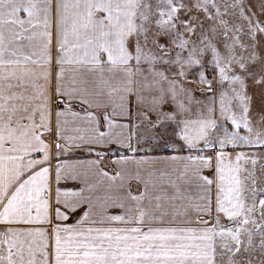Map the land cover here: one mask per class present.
Here are the masks:
<instances>
[{
	"label": "snow or ice",
	"instance_id": "6c2138e0",
	"mask_svg": "<svg viewBox=\"0 0 264 264\" xmlns=\"http://www.w3.org/2000/svg\"><path fill=\"white\" fill-rule=\"evenodd\" d=\"M0 264H264V0H0Z\"/></svg>",
	"mask_w": 264,
	"mask_h": 264
}]
</instances>
